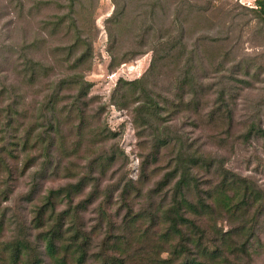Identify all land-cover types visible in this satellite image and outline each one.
Listing matches in <instances>:
<instances>
[{"label":"trees","instance_id":"16d2710c","mask_svg":"<svg viewBox=\"0 0 264 264\" xmlns=\"http://www.w3.org/2000/svg\"><path fill=\"white\" fill-rule=\"evenodd\" d=\"M174 1L170 9L166 0L152 1L151 26L140 28L128 51L117 54V39L112 35L110 41L112 69L153 53L145 74L120 78L110 98L116 107L132 110L139 136L150 137L147 160L156 161L164 148L175 152L151 186L111 177L114 151L99 147L84 157L82 171L73 159L80 155L78 149L68 148L69 142L80 147L86 140L100 145L116 134L100 126L92 105L93 82L86 77L92 41L74 16L66 25L63 17L51 23L52 32L64 27V34H73L70 41L49 47L35 38L6 45L12 56L8 70L15 78L0 75L1 90L10 98L0 114V235L6 224L13 231L0 241V264H258L264 251V181L256 174L264 175V160L256 157L255 173L244 174L225 155L189 141L165 116L184 114L201 129L239 132L243 146L252 140H263L264 146V122L257 113L237 129L232 87L250 83L245 76L259 78L262 66L253 62V68L244 59L230 65L222 50L223 30L192 40L193 18L199 25L212 15L225 21V5ZM247 9L264 28V0ZM125 14V8H116L112 16L118 24L116 18ZM149 32L151 36L143 34ZM52 73L60 75L53 79ZM35 87L45 90L32 105L26 90ZM30 105L34 108L28 116ZM34 165L33 184L20 198L39 200L28 216L19 204L11 208L3 203L11 200L15 181ZM142 175L148 176L145 168ZM51 178L68 181L44 188ZM115 197L120 205L109 211ZM97 202V215L90 219L86 214Z\"/></svg>","mask_w":264,"mask_h":264},{"label":"rangeland","instance_id":"374dc122","mask_svg":"<svg viewBox=\"0 0 264 264\" xmlns=\"http://www.w3.org/2000/svg\"><path fill=\"white\" fill-rule=\"evenodd\" d=\"M153 0H0V75L6 74L11 79L15 78V74L8 70L7 59L11 60L6 45L11 40L20 42L24 39H43L47 42V46H53L61 42L70 41L73 34H64L65 28L61 27L58 32H52L51 23L59 17L64 25L69 23L71 16H74L79 26L84 29V35L92 41L93 59L92 67L86 71V77L93 82L90 96L94 97L93 107L96 112L97 119L100 120V126L107 129L108 133L115 132L110 139L102 142L100 145L94 146L86 140L80 147H76L73 142H69L70 150H77L80 155L73 157L76 165L84 170L85 156L97 151L98 148L114 151L116 160L111 167L109 175L120 180V183L127 181L141 182L146 181V186H151L157 179L161 177L160 173L164 172L167 167L174 161L175 152L171 149L164 148L158 159L153 161L147 160L150 145L149 136H139L138 127L134 123L133 112L131 109H120L110 103L112 91L118 80L136 79L145 74L151 64L153 53L146 51L133 60L121 64L119 67L112 69L110 63L112 54L110 52V41L117 39V54L126 52L131 49L133 42L137 40L141 27L151 26L149 11ZM203 0H188L187 6L192 4H202ZM217 5H225L227 14L225 21L219 20L220 17L212 15L210 19L205 20L199 25L197 18L194 17L191 22V38L195 40L197 37L210 34L217 35L223 30L222 50L229 54V64L233 65L240 60L251 61V67H255V63H261L263 73L259 78H250V83L239 82L232 84L236 95V119L240 123L248 119L254 114H258L264 122V28L258 25L255 14L247 9L255 5L256 0H215ZM166 9L173 8L174 0H166L164 3ZM125 8L126 14L117 17L120 19L116 23L112 14L115 9ZM141 22V23H140ZM143 24V25H142ZM145 36H151V32L143 33ZM153 34V33H152ZM9 56V57H8ZM6 59V61H5ZM57 71V70H55ZM54 71V72H55ZM253 72V70H252ZM60 74L52 73L51 77L56 79ZM214 75V74H211ZM242 77L241 74H235ZM45 84V83H42ZM0 85V114L3 111L10 98L8 94L1 90ZM42 90L38 87L27 89L26 101L35 104L37 99L42 97ZM34 106H29V114L31 115ZM171 119L169 123L174 125V129L185 133L189 137V141L194 140L196 145H200L202 149L214 154L225 155L229 164L235 169L242 171L244 174L255 173L253 167L256 165V157L258 160H264L263 140H252L243 146L242 139L238 136L239 132L223 133L216 132L213 129H201L194 126L190 119L184 114L174 116H165ZM30 117H28L29 119ZM28 119L26 121H28ZM1 137V133H0ZM75 137L72 138V140ZM223 139V140H221ZM33 153L39 156V150L34 148ZM249 159L252 162H248ZM38 165H34L26 174L21 175L13 184L14 193L11 195L8 204L11 208L20 205L21 211L28 216L34 204L39 201L20 199L21 196L27 195L33 184L34 172ZM145 168L148 176L142 175ZM261 181H264L263 174H256ZM0 174V182L3 179ZM42 179L40 182L42 184ZM68 180L49 179L45 181L44 188L57 187L66 183ZM114 180L109 179L108 182ZM114 198L112 207L109 211L116 210L120 203ZM99 202L91 206L87 212V217L93 219L96 217V207ZM12 227L8 224L0 235V241L5 240L12 234ZM264 241V234L262 236ZM258 264H264V251L257 257Z\"/></svg>","mask_w":264,"mask_h":264}]
</instances>
